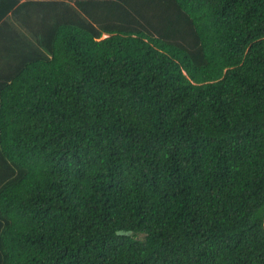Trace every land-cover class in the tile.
Returning <instances> with one entry per match:
<instances>
[{
    "label": "trees",
    "instance_id": "16d2710c",
    "mask_svg": "<svg viewBox=\"0 0 264 264\" xmlns=\"http://www.w3.org/2000/svg\"><path fill=\"white\" fill-rule=\"evenodd\" d=\"M0 264H264V0H0Z\"/></svg>",
    "mask_w": 264,
    "mask_h": 264
},
{
    "label": "crops",
    "instance_id": "0c3cea01",
    "mask_svg": "<svg viewBox=\"0 0 264 264\" xmlns=\"http://www.w3.org/2000/svg\"><path fill=\"white\" fill-rule=\"evenodd\" d=\"M104 36H107V34H104Z\"/></svg>",
    "mask_w": 264,
    "mask_h": 264
}]
</instances>
